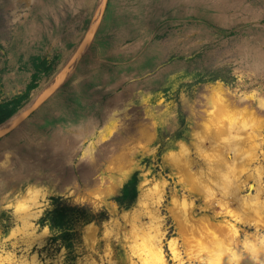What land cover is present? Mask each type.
I'll return each instance as SVG.
<instances>
[{
  "label": "rangeland",
  "instance_id": "obj_1",
  "mask_svg": "<svg viewBox=\"0 0 264 264\" xmlns=\"http://www.w3.org/2000/svg\"><path fill=\"white\" fill-rule=\"evenodd\" d=\"M70 2L79 15L64 17L57 0H0V104L27 94L0 123L3 129L18 117L0 134V153L13 149L17 169L25 168L0 173V186L5 180L23 183L33 173L55 185L54 208L46 218L61 236L50 238L44 251L55 255L59 240L68 258L60 256L54 264H75L77 256L90 264L103 247L91 243L107 213L93 214L76 203L89 185L107 181L109 159H126L137 142L163 152L175 139H187L199 117L193 102L204 85L232 82L230 68L215 67L217 59L242 38L264 42V0ZM33 81L36 87L28 90ZM89 117L98 135L85 150L104 142L97 164L66 167L64 154H53V147L72 151L75 141L63 126ZM143 163L156 172L159 154ZM137 176L115 197L121 207L134 203ZM93 220L97 226L86 228ZM115 254L123 264L119 248Z\"/></svg>",
  "mask_w": 264,
  "mask_h": 264
},
{
  "label": "clouds",
  "instance_id": "obj_2",
  "mask_svg": "<svg viewBox=\"0 0 264 264\" xmlns=\"http://www.w3.org/2000/svg\"><path fill=\"white\" fill-rule=\"evenodd\" d=\"M57 6L64 17L79 15L70 0H57ZM215 67L230 68L232 82L216 79L204 85L193 102L199 117L187 139H175L163 152L159 146L137 142L126 159H109L107 181L89 185L76 203L93 214L107 213L93 241L94 247H103L91 264H121L116 248L123 264H264V117L257 114L264 113V42L254 36L242 38ZM91 119L63 126L75 145L67 153L53 147V154L63 153L66 167L96 166L104 142L85 150L98 135ZM157 154L154 172L143 159ZM0 155V173L10 176L25 168L17 169L13 149ZM134 174L135 201L121 207L115 197ZM56 192L41 173L23 183L3 182L0 264H54L60 256L67 261L68 248L59 240L55 255L44 251L50 238L61 236L46 218ZM96 226L93 220L85 227ZM82 243H87L83 235ZM75 264H81L79 256Z\"/></svg>",
  "mask_w": 264,
  "mask_h": 264
},
{
  "label": "trees",
  "instance_id": "obj_3",
  "mask_svg": "<svg viewBox=\"0 0 264 264\" xmlns=\"http://www.w3.org/2000/svg\"><path fill=\"white\" fill-rule=\"evenodd\" d=\"M45 71H48V69L46 68ZM36 77L37 75H34V79H36ZM35 87L36 85L34 84L33 81V84L29 86L28 90H31ZM26 97L27 94L12 101L0 104V123L10 118L17 111L19 105L22 102V99Z\"/></svg>",
  "mask_w": 264,
  "mask_h": 264
},
{
  "label": "bare ground",
  "instance_id": "obj_4",
  "mask_svg": "<svg viewBox=\"0 0 264 264\" xmlns=\"http://www.w3.org/2000/svg\"><path fill=\"white\" fill-rule=\"evenodd\" d=\"M18 120V117H15V119H11V121L7 124V126L6 127H4V128H10L12 125H14L15 123H16V121ZM2 128V127H1ZM0 128V134L1 133H3L2 131H4L5 129L3 128V129H1ZM261 134L263 135V133H262V131H261ZM84 171V170H83ZM84 173V172H83ZM87 174V173H86ZM88 175V174H87ZM43 179H44V177H42ZM48 180H50V179H48ZM69 180V179H68ZM51 183H52V181H51ZM203 215H208L207 213H205V214H203ZM176 227H179L178 225L176 226ZM93 235H94V233H93ZM92 236V235H91ZM91 236H90V238H91ZM89 238V239H90ZM91 243V242H90ZM91 245H92V247H94L93 246V241H92V243H91ZM93 259V258H92ZM91 262L92 261H90V264H91Z\"/></svg>",
  "mask_w": 264,
  "mask_h": 264
}]
</instances>
